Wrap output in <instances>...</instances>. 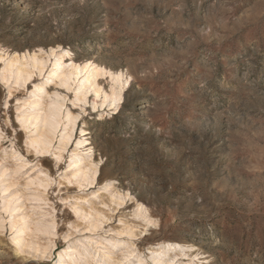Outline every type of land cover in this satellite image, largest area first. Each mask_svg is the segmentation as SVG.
<instances>
[{
  "label": "rangeland",
  "instance_id": "374dc122",
  "mask_svg": "<svg viewBox=\"0 0 264 264\" xmlns=\"http://www.w3.org/2000/svg\"><path fill=\"white\" fill-rule=\"evenodd\" d=\"M81 242V264H264V0H0V264Z\"/></svg>",
  "mask_w": 264,
  "mask_h": 264
},
{
  "label": "bare ground",
  "instance_id": "6f19581e",
  "mask_svg": "<svg viewBox=\"0 0 264 264\" xmlns=\"http://www.w3.org/2000/svg\"><path fill=\"white\" fill-rule=\"evenodd\" d=\"M47 53L48 54L46 56L41 57L39 60L38 58H36V56L33 55L31 57V65L32 67H38L39 70L42 71L45 66L44 65L45 62L52 59L51 69L48 71V77H47V81H48L52 79L54 74L57 73L58 67L61 61L65 57H68L69 53L67 51H61L58 48L50 49ZM86 68H87V65L82 66V67L74 66L72 74L74 75V77H76L79 74L80 70L82 71ZM99 71L100 70H96L95 74L98 73ZM19 75L20 73L17 74V77H18L17 79H19ZM111 80L113 81V84L110 88L109 94L104 95V97L102 98V104L108 103L109 105H112L115 107L117 103H119L121 100V93L124 87H126L128 83V79L124 78L120 74H117L116 76H113ZM59 115H60V111H59L58 103L54 102L44 121V125L47 127L48 130L51 131L52 129L55 128L57 122L59 121ZM37 121H38V117L35 119V122ZM38 146H36V148H38ZM71 162H75L74 159H72ZM111 245L112 244L109 243V246ZM84 249H85V246L83 245V242L69 245L65 250L58 253L57 263L58 264H81L80 259L81 260L83 259V256L81 255L82 253L81 251H84ZM109 252L110 251L108 248L106 249L105 254L107 255L109 254ZM106 257L107 256H102L101 258L104 261Z\"/></svg>",
  "mask_w": 264,
  "mask_h": 264
}]
</instances>
